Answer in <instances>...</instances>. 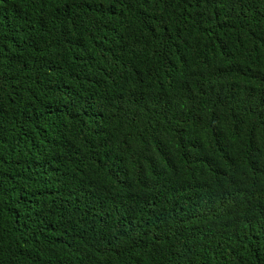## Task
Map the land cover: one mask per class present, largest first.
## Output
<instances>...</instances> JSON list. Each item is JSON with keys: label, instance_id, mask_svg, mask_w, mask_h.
I'll return each instance as SVG.
<instances>
[{"label": "trees", "instance_id": "obj_1", "mask_svg": "<svg viewBox=\"0 0 264 264\" xmlns=\"http://www.w3.org/2000/svg\"><path fill=\"white\" fill-rule=\"evenodd\" d=\"M0 264H264V0H0Z\"/></svg>", "mask_w": 264, "mask_h": 264}]
</instances>
